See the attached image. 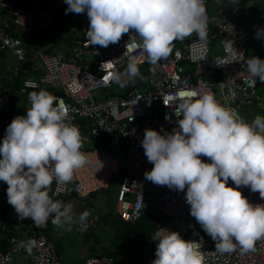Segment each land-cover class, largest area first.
Listing matches in <instances>:
<instances>
[{"label":"built area","instance_id":"built-area-1","mask_svg":"<svg viewBox=\"0 0 264 264\" xmlns=\"http://www.w3.org/2000/svg\"><path fill=\"white\" fill-rule=\"evenodd\" d=\"M212 1L218 5L215 15L209 14L207 0H204L207 39L201 41L193 33L183 41H174L170 55L151 64L140 47V38L131 29L116 44L89 45L85 35L89 27L86 12L63 14V19L69 15L74 18L79 30L76 38L69 39L67 47L46 45L29 53L23 29L46 30L66 3L64 0H0V53L8 52L18 63L28 62L32 71H38L36 77L21 80L17 88L25 96L21 115H26L30 107L29 94L47 89L58 102L67 106L69 119L79 128L83 143L94 146L81 149L88 163L74 171L71 182L53 185L50 194L54 200H62L68 193L84 198L105 190L111 175L119 173L118 196L112 212L121 221L135 222L145 212L156 214L159 221L154 233L159 228H167L178 232L185 240L200 242L205 264H264V238L257 240L254 250L248 252L242 251L238 244L232 252H218L215 241L190 215L186 188L177 191L145 178V172L153 165L141 145L144 130L171 132L178 127L173 107L163 101L169 93L185 89L211 93L237 113L254 106L264 115V84L258 78L253 79L246 67L252 56L264 59V48L253 54L247 52L251 36L236 20L240 8L237 2ZM215 46L219 47V52L208 55ZM131 58H135L140 71L135 83L125 71ZM34 62H37L36 68ZM110 72L118 74L121 81L126 82L125 86L115 81L106 83L104 77ZM210 74L214 75L212 79ZM114 88L116 91H112ZM166 115L169 120L165 119ZM15 116L8 114L7 105H0V141ZM201 159L208 161L203 156ZM228 184L236 187L230 179ZM5 186L7 184L0 181V196ZM239 190L249 202L264 204V199L250 187L241 186ZM5 215L13 235L6 246L0 248V264H9L16 252L26 264H66L46 235L50 220L44 226H37L30 218L21 220L14 209ZM96 221L95 214L89 215L86 223H76V233L84 236ZM24 227L27 232L23 231ZM30 239L36 241V246L28 254L23 245ZM152 260L146 259L142 264H151ZM112 261L104 254L86 255L78 264H112Z\"/></svg>","mask_w":264,"mask_h":264},{"label":"clouds","instance_id":"clouds-1","mask_svg":"<svg viewBox=\"0 0 264 264\" xmlns=\"http://www.w3.org/2000/svg\"><path fill=\"white\" fill-rule=\"evenodd\" d=\"M64 2L66 14L87 13L89 45L116 44L131 29L151 64L168 57L174 41L193 33L201 41L208 36L204 0ZM255 35L264 39V28ZM246 67L253 79L264 81V59L252 56ZM125 71L135 83L140 76L135 58ZM104 79L121 87L126 83L115 72ZM29 101L26 115L15 116L0 141V181L7 184V201L21 220L30 218L37 226L50 220L56 228L70 230L75 223H86L90 212L76 217L70 203L54 200L50 192L54 184L71 182L74 171L88 163L81 151V132L69 119L67 106L50 92H32ZM163 101L173 107L178 127L171 132L144 130L141 145L153 165L145 178L177 191L186 188L190 215L215 241L218 252H232L237 244L244 252L254 250L255 242L264 238V204L249 202L239 189L248 186L264 199V116L249 122L214 94L191 89L169 93ZM151 239L157 242L151 264H205L198 241L185 240L167 228H159ZM35 246L31 239L23 245L28 254Z\"/></svg>","mask_w":264,"mask_h":264},{"label":"rangeland","instance_id":"rangeland-1","mask_svg":"<svg viewBox=\"0 0 264 264\" xmlns=\"http://www.w3.org/2000/svg\"><path fill=\"white\" fill-rule=\"evenodd\" d=\"M220 2L227 3L226 0H221ZM235 2L236 0H233L232 3L234 4ZM206 6L209 14H216V10L218 9L216 3L212 0H207ZM237 6H240L238 16L245 18L249 12L243 5L242 0H237ZM66 8L67 5L65 4L58 12L57 19L44 31H36L33 28L23 29V34L30 37V41L28 42L29 53L41 49L46 45L62 49L67 39L76 38L79 35L74 18L70 17V15L65 19L62 18ZM260 18V16L254 17L252 24L249 22H245L244 24V27L251 35L247 48L248 53L255 49V47L264 46V39L257 38L255 35L258 28H264V19L259 21ZM218 52L219 47L215 46L208 55L217 54ZM7 61V64L11 67L19 64L13 57H10ZM34 65L36 68L37 62H34ZM33 74L35 76L38 75V71H33ZM24 77L26 76H21L20 79ZM20 79L18 81L13 79L10 83L6 81L4 84H0V93L6 97L10 111L16 115H21V107L25 99V96L17 91ZM1 82L2 80H0ZM262 84H264V81H262ZM112 91H116V88L112 89ZM102 93L99 92V94ZM238 114L249 122L257 115L264 116L254 106L243 108L238 111ZM92 147H94L92 143H83L81 149H90ZM119 180L120 174L114 173L111 175L109 185L104 191L92 193L84 198H77L69 193L65 195L63 201L73 206L76 217L87 210L90 214H96L99 218L94 227L82 237L74 231L76 223L71 226L70 230H65L56 228L51 224V221L49 222L46 235L54 243L56 242L57 253L62 261L68 263L73 257L79 260L86 256L89 250H95V248L97 251H107L113 260L112 264H141L145 259L155 258L157 242L151 239L152 230H148L143 221L138 225L143 230V233L137 232L136 236H128V240L125 238L121 240L117 236L119 235L120 228L122 229V224L117 222L111 213L106 218L103 217L105 213L112 211L114 208L118 196ZM6 189L7 186H5L3 193L5 197H7ZM126 228H129V226ZM23 231L27 232L28 229L24 228ZM0 238H6L5 232L0 231ZM9 264H26V261L19 252H16L13 254L12 261Z\"/></svg>","mask_w":264,"mask_h":264},{"label":"trees","instance_id":"trees-1","mask_svg":"<svg viewBox=\"0 0 264 264\" xmlns=\"http://www.w3.org/2000/svg\"><path fill=\"white\" fill-rule=\"evenodd\" d=\"M242 2H243V5L246 7L247 11L249 12V14L247 16H245V18H242L240 16L236 17V20L238 22H240L243 25L245 24V22H249L250 24H252L254 17H257V16L261 17L259 19V21H262V19H264L263 18L264 16H262L263 11H264V0H242ZM249 41L247 42V45H246L247 48H248ZM68 45H69V39H67L66 42H64V47H67ZM22 75H24V74L21 72L19 75H16L14 79H16V81H18V79H20V77ZM210 77L212 79L214 77V75L210 74ZM20 82H21V80H20ZM19 85H20V83L17 85V87ZM41 90L48 91L47 89H44V88ZM48 92H50V91H48ZM3 193H4V189H3L1 196H0V225H4V226H0V231L5 232L6 236L10 237L13 235V233H12V230L10 227V223L8 222L5 214L8 210L14 209V208L8 203L7 197H5L3 195ZM109 213L112 214V216L114 217V219L117 222L122 224V229L120 228L119 235L117 236L121 240H123L124 238L127 239L128 236H136L137 232H139L140 234L143 233V230L140 229L138 226L142 221L145 223L146 228L148 230H152L151 235H153V232H154L156 225L159 221V217L156 214L148 213V212L143 213L141 218L136 220L135 222H129V223L123 222L120 219H118L112 211L105 213L103 215V217L106 218ZM127 226H129V228H126ZM91 251H93V250L91 249ZM100 253L110 256V254L104 250H101ZM88 255H91V253H88Z\"/></svg>","mask_w":264,"mask_h":264},{"label":"crops","instance_id":"crops-1","mask_svg":"<svg viewBox=\"0 0 264 264\" xmlns=\"http://www.w3.org/2000/svg\"><path fill=\"white\" fill-rule=\"evenodd\" d=\"M236 2H237V0H236ZM262 16H264V11H263V15ZM0 17H1V13H0ZM264 18V17H263ZM22 35H23V38L25 39V42H27V46H28V42L30 41V38L29 37H27L26 36V34L24 35L23 34V31H22ZM251 36V35H250ZM250 39H251V37H250ZM264 48V46H258V47H255V49H253V50H251L250 52L253 54V53H256V52H258V51H260V50H262ZM6 56V57H5ZM6 58V61L10 58V57H12L8 52H5L4 54L3 53H0V80H2V82L0 83V84H4L6 81L8 82V83H10L11 81H13V79L15 78V76L16 75H19L21 72L24 74V75H22V76H26V77H24V78H22V79H20V80H23V79H32V78H34V77H36L34 74H33V71L30 69V64L27 62V63H22V64H18V65H15V66H13V67H11V66H9L7 63H8V61L6 62V61H4L3 62V58ZM14 67H16V69L14 70V69H12V68H14ZM28 74V75H27ZM1 87V86H0ZM17 88V87H16ZM25 100V99H24ZM2 103V104H1ZM23 104H24V101H23ZM23 104H22V106H23ZM0 105H3V106H6L7 105V110H8V114H11V115H16V114H14V113H12V111H10V109H9V107H8V101H7V99H6V97L4 96V95H2L1 93H0ZM21 109H22V107H21ZM17 116V115H16ZM65 199V197L64 198H62V200H64ZM91 215V214H90ZM76 225V224H75ZM0 226H4V225H0ZM48 227H49V225H48ZM25 228V227H24ZM24 228H22V229H24ZM75 231V230H74ZM90 231V230H89ZM88 231V232H89ZM15 232V231H14ZM76 232V231H75ZM87 232V233H88ZM85 236V235H84ZM8 236H6V238L5 239H1L0 238V248H4L5 246H6V244H7V240H8ZM54 243V242H53ZM56 243V242H55ZM55 243H54V245H55ZM56 247V246H55ZM93 251H91V250H89L88 251V253H91V255L93 256V255H100V254H102V253H100L101 252V250L100 251H97V249L95 248V250L94 249H92ZM91 251V252H90ZM58 252V251H57ZM88 253H86L87 255H88ZM60 258V257H59ZM82 259V258H81ZM81 259H79V260H77V259H75V257H73V258H71L70 259V261H68V263H66V264H78L80 261H81ZM64 262V261H63Z\"/></svg>","mask_w":264,"mask_h":264},{"label":"bare ground","instance_id":"bare-ground-1","mask_svg":"<svg viewBox=\"0 0 264 264\" xmlns=\"http://www.w3.org/2000/svg\"><path fill=\"white\" fill-rule=\"evenodd\" d=\"M2 104V103H1Z\"/></svg>","mask_w":264,"mask_h":264},{"label":"water","instance_id":"water-1","mask_svg":"<svg viewBox=\"0 0 264 264\" xmlns=\"http://www.w3.org/2000/svg\"><path fill=\"white\" fill-rule=\"evenodd\" d=\"M3 187V186H2Z\"/></svg>","mask_w":264,"mask_h":264}]
</instances>
